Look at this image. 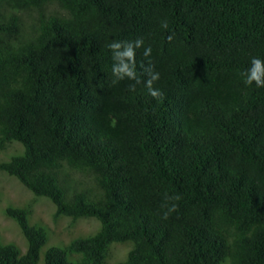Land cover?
Instances as JSON below:
<instances>
[{
	"label": "trees",
	"instance_id": "1",
	"mask_svg": "<svg viewBox=\"0 0 264 264\" xmlns=\"http://www.w3.org/2000/svg\"><path fill=\"white\" fill-rule=\"evenodd\" d=\"M252 57L264 0H0V155L22 147L0 171L55 220L100 224L41 253L46 228L9 206L27 246L0 241V264H106L125 242L115 264H264V87L240 75ZM121 59L134 77L113 74Z\"/></svg>",
	"mask_w": 264,
	"mask_h": 264
},
{
	"label": "rangeland",
	"instance_id": "2",
	"mask_svg": "<svg viewBox=\"0 0 264 264\" xmlns=\"http://www.w3.org/2000/svg\"><path fill=\"white\" fill-rule=\"evenodd\" d=\"M52 8L54 10L58 9L56 5H53ZM21 151L22 147L17 143H13L1 153L0 161L6 160L11 155ZM68 172L84 184L92 185L93 183L91 176L78 171L68 170ZM9 206H29L31 210L30 223H37L46 228L48 241L41 249V253L49 246H64L76 238L93 235L100 227L99 222L94 218H80L72 221L71 218L63 216L55 220L53 214L56 208L48 198L34 197L32 192L15 177L0 171V241L2 243H13L18 248L21 247L23 251L26 250L27 243L15 221L5 214V209ZM130 248V242L112 243L106 264H115L123 260Z\"/></svg>",
	"mask_w": 264,
	"mask_h": 264
},
{
	"label": "clouds",
	"instance_id": "3",
	"mask_svg": "<svg viewBox=\"0 0 264 264\" xmlns=\"http://www.w3.org/2000/svg\"><path fill=\"white\" fill-rule=\"evenodd\" d=\"M162 27L167 28V22L162 23ZM169 41L172 39L171 36L168 37ZM123 42L119 41H113L108 45V48L113 51V59L117 61V50L120 49ZM135 47L141 46L143 43L142 40L138 39L135 42ZM127 45H132L131 43H128ZM150 53V49L145 50V55H148ZM128 61L134 62V47H127L125 49V52L123 54ZM113 74L118 78L122 79L124 75L131 77H134V72L132 68H129V64L125 62V59H121L119 62L113 64L112 68ZM150 80L149 84H151L153 81L159 79V73L153 72L151 69H148ZM243 77V83L246 86H251L255 84L256 87H264V60L259 59L258 57H252L251 58V67L248 68L245 72H242L240 74ZM149 94L153 96L154 98H161L162 93L158 89H149ZM179 200V195H176L173 198ZM177 205L172 204L171 207L168 209L167 212L163 213V219H167L170 212L175 211Z\"/></svg>",
	"mask_w": 264,
	"mask_h": 264
}]
</instances>
